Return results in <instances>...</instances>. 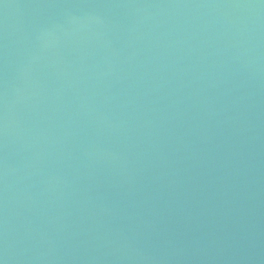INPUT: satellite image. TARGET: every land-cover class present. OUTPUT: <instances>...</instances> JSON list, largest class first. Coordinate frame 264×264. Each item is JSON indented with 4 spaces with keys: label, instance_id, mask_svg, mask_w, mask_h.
Returning a JSON list of instances; mask_svg holds the SVG:
<instances>
[{
    "label": "water",
    "instance_id": "obj_1",
    "mask_svg": "<svg viewBox=\"0 0 264 264\" xmlns=\"http://www.w3.org/2000/svg\"><path fill=\"white\" fill-rule=\"evenodd\" d=\"M0 264H264V0H0Z\"/></svg>",
    "mask_w": 264,
    "mask_h": 264
}]
</instances>
